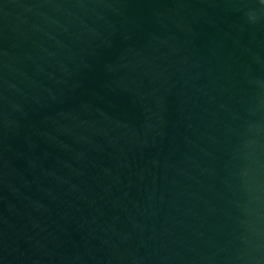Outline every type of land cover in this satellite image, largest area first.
I'll list each match as a JSON object with an SVG mask.
<instances>
[{
  "label": "water",
  "instance_id": "obj_1",
  "mask_svg": "<svg viewBox=\"0 0 264 264\" xmlns=\"http://www.w3.org/2000/svg\"><path fill=\"white\" fill-rule=\"evenodd\" d=\"M0 264H264V0H0Z\"/></svg>",
  "mask_w": 264,
  "mask_h": 264
},
{
  "label": "clouds",
  "instance_id": "obj_2",
  "mask_svg": "<svg viewBox=\"0 0 264 264\" xmlns=\"http://www.w3.org/2000/svg\"><path fill=\"white\" fill-rule=\"evenodd\" d=\"M249 18H250V19L254 18V17H253V14L249 13Z\"/></svg>",
  "mask_w": 264,
  "mask_h": 264
}]
</instances>
